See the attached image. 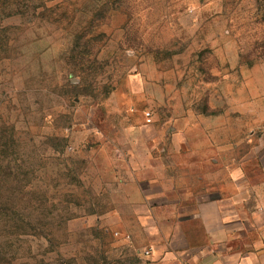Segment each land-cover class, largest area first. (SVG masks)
I'll list each match as a JSON object with an SVG mask.
<instances>
[{
  "label": "rangeland",
  "instance_id": "rangeland-1",
  "mask_svg": "<svg viewBox=\"0 0 264 264\" xmlns=\"http://www.w3.org/2000/svg\"><path fill=\"white\" fill-rule=\"evenodd\" d=\"M262 193L264 0H0V264H262Z\"/></svg>",
  "mask_w": 264,
  "mask_h": 264
},
{
  "label": "crops",
  "instance_id": "crops-1",
  "mask_svg": "<svg viewBox=\"0 0 264 264\" xmlns=\"http://www.w3.org/2000/svg\"><path fill=\"white\" fill-rule=\"evenodd\" d=\"M251 202L250 205L247 207L243 206V210H242V216H241V220L243 221V227L246 230V232L248 233V235L250 236H254L257 235L258 239L257 240H253V239H249V240H253L255 243L257 244L258 247L257 248H252V247H246V252H249L247 254H249L247 259H253L256 256L260 259L263 260L264 257V194H260L258 196V199H256V197H251V195L248 196H244V201ZM220 203H227L231 208L234 207L235 204V200L234 197H230V198H225L222 200H219ZM173 216V214L171 215V217ZM202 217V215L200 214L198 217H192L191 220H196L198 218ZM183 236V240H186L188 237L187 233H182ZM244 243L247 241L246 237H244ZM251 251L257 252V253H251ZM235 256L234 254L232 255H223V256H219L218 258H214L212 260L211 264H229L228 262L231 261V264H236V260H235ZM196 264H205L204 262H198ZM241 264H248L247 261L244 262V260L241 262ZM262 264H264L262 262Z\"/></svg>",
  "mask_w": 264,
  "mask_h": 264
},
{
  "label": "built area",
  "instance_id": "built-area-1",
  "mask_svg": "<svg viewBox=\"0 0 264 264\" xmlns=\"http://www.w3.org/2000/svg\"><path fill=\"white\" fill-rule=\"evenodd\" d=\"M145 120L147 123H150L151 119H150V115L148 113L145 114ZM144 255L145 256H148L149 255V252L148 251H145L144 252Z\"/></svg>",
  "mask_w": 264,
  "mask_h": 264
},
{
  "label": "trees",
  "instance_id": "trees-1",
  "mask_svg": "<svg viewBox=\"0 0 264 264\" xmlns=\"http://www.w3.org/2000/svg\"><path fill=\"white\" fill-rule=\"evenodd\" d=\"M94 264V263H93Z\"/></svg>",
  "mask_w": 264,
  "mask_h": 264
}]
</instances>
